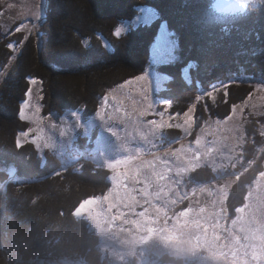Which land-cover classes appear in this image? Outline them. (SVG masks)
Wrapping results in <instances>:
<instances>
[{"label":"trees","instance_id":"obj_1","mask_svg":"<svg viewBox=\"0 0 264 264\" xmlns=\"http://www.w3.org/2000/svg\"><path fill=\"white\" fill-rule=\"evenodd\" d=\"M212 5L214 0H45L46 24L39 30L42 50L38 51L33 39L21 51L9 49V43L20 46V32L3 38L0 44V184L5 199L2 250L8 248L15 259L27 261L70 259L96 264L88 250L96 236L87 221L72 217V213L85 197L104 189L107 172L91 164L78 170L73 165L62 168L52 154L38 155L33 142L18 146L16 128L28 124L18 118L19 104L29 85L26 77L40 80L47 87V94L42 90L39 100L45 105L44 113L50 108L76 109L81 105L90 111L98 90L85 94L82 91L88 90L86 85L91 81L99 89L138 73L148 60L159 26L164 23L175 52L170 63L157 67L167 76L164 86L155 92L166 102L161 106L179 114L193 105L195 121L223 117L251 92L252 84L247 80L264 81V0H247L239 17ZM139 7L153 9L155 19L148 25L115 35L117 23L131 20ZM57 17L62 20L60 23L52 21ZM26 51L40 64L37 68L31 67L34 59L25 56ZM52 72L69 75L68 83L64 84L65 77L62 87L66 86L71 93L63 100L53 88L59 78L52 76ZM219 83L226 85L221 98L210 100L202 93ZM198 95L204 96V100H197ZM78 96H83V100L72 102ZM262 120L264 117L249 118L246 153L236 171L240 172L247 161L256 163L264 157V153L261 155L264 137L258 128ZM179 135L178 128L167 127L160 136L168 140ZM207 169L190 170L189 187L194 179L201 183L214 178ZM236 176L238 181L225 201L230 211L234 205L242 206L243 201L240 179L244 176L241 173ZM100 182L105 183L103 188ZM41 224L47 234L35 231ZM164 261L168 260L158 262Z\"/></svg>","mask_w":264,"mask_h":264},{"label":"rangeland","instance_id":"obj_2","mask_svg":"<svg viewBox=\"0 0 264 264\" xmlns=\"http://www.w3.org/2000/svg\"><path fill=\"white\" fill-rule=\"evenodd\" d=\"M44 2L45 0H0V44L3 43V38L13 36L15 29L24 25L20 31L21 44L18 46L15 43L13 50H23L31 39L38 51L42 50L41 34L37 33L46 24V21H43ZM246 2L247 0L243 3H240V0H214V5L220 9L229 8L230 5L231 9L237 10L235 16L239 17L241 10L246 7ZM222 5L226 7H221ZM141 9L150 11L144 12ZM38 14L41 16L39 20L36 19ZM153 19V9L139 7L131 20L120 21L116 29L123 28L125 31L121 33H125L130 28L148 25ZM53 20L58 23L62 21L58 17ZM51 36L49 34V39ZM160 44H167L173 49V58L174 42L164 23L159 26L150 47L148 60L138 73L99 89L90 81L86 85L88 90L82 91L91 94L92 91L98 90L90 111L81 105L76 109L50 108L52 110L44 113L45 105L39 100L41 91L44 90L47 94L48 89L38 80L31 86L32 94L28 97L30 102L26 106V111L35 114L36 119H24L28 124L16 128V142L18 146L33 142L38 155L52 154L61 163L62 168L73 165L78 170L91 164L92 167L107 172L106 186L102 182L104 189H97L96 192L100 191L97 195L95 193L85 197L72 213V217L87 221L88 228L96 236L94 245L88 248L89 256L96 264H162L165 261L158 262L162 260H168L165 264H264V157L256 163L249 160L251 163H243V172L236 171V166L242 164V156L246 153L244 147L248 142L246 134L249 118L264 117V81L247 80L252 84V89L235 104L240 110H234L233 105L230 112L223 117L200 118L196 121L193 119L192 125L182 119L188 108L179 113L180 119L168 120L169 116L176 114L161 106L166 102L155 95L157 90L154 83L150 99L157 112H165L164 119L168 122L163 126L152 124L151 120L160 119L154 113L136 123L118 119L119 114L113 111L112 102H109L107 109L101 107L105 95H110L122 82L145 71H155L165 78L161 88L164 86L167 76L159 72L157 67L170 63L172 58L168 62L155 65L154 68L150 64L153 48ZM1 52L0 48V55ZM24 55L29 59L33 57L32 68L40 65L31 52L26 51ZM41 71L44 74L42 69ZM55 74L52 72V76L59 78V81L53 84V88L60 93V99L68 97L71 90L66 86L62 87V83L65 77L64 84L68 83L69 75ZM149 81H153L151 75ZM223 85H213L215 90L212 86L204 89L202 93L207 95L212 91V96L207 95L210 100L221 98L226 92ZM28 88L29 85L25 92ZM45 94V97H49ZM116 96L123 108L129 112L141 99L135 95L124 96L119 93ZM203 98L204 96L200 100H204ZM82 100L83 96H78L72 102L78 103ZM98 107L104 112L103 122L109 125V128L105 129L106 139L102 149L94 148L92 143L99 134V129L86 132L83 125H75V120L70 115L71 112L77 111L81 113L82 121L94 119L100 124L103 122L94 115ZM37 108L40 109L39 112L36 111ZM13 116L15 117L14 112ZM184 125H187V130ZM167 127L178 128L180 135L174 139L162 138V130ZM258 128L264 137V120L260 121ZM182 148L185 151L181 152L180 163H176L174 157H164L166 154L179 152ZM153 153L170 159L173 163L164 175H153L150 181H145L132 169L122 170L118 167L130 157L137 159L146 154L145 159H151ZM262 153L264 150L261 155ZM201 167H207V170L214 174V178L199 184L191 183L189 187V171ZM240 173L244 176V179H240L241 186L243 185V201L242 206L234 205L233 209L231 208L234 211L232 213V210L226 209L225 201L230 189L238 181L236 175ZM113 177L122 179L118 184ZM245 179L249 182H244ZM102 183H99L100 188H103ZM4 201V189L0 184V264H86L70 259L27 261L23 258L15 259L8 248L6 251L2 250L1 246L5 244L1 236L5 220ZM194 220L197 221V232ZM41 227L42 224L37 226L35 231L47 234ZM195 233L199 235L196 236Z\"/></svg>","mask_w":264,"mask_h":264},{"label":"snow or ice","instance_id":"obj_3","mask_svg":"<svg viewBox=\"0 0 264 264\" xmlns=\"http://www.w3.org/2000/svg\"><path fill=\"white\" fill-rule=\"evenodd\" d=\"M40 6L38 5V8ZM235 11V9H232ZM141 11H150V9H141ZM37 20L41 19V16L38 14L36 17ZM24 25H21L15 29L16 32H20ZM125 31L123 28H117L115 31V35L119 36L121 32ZM39 35V33L37 34ZM27 37H25L26 39ZM9 49H14L15 44L9 43L8 45ZM173 49L169 47L167 44H160L158 46H154L152 51V56L150 60L151 66L154 68L155 65L159 63L168 62L172 58ZM149 75L152 76L153 81H149ZM26 79L29 82V88L25 92V99L21 102L19 112H18V118L21 119H27L29 121L36 119L35 114H29L26 111V106L29 104L28 97L32 94V85L37 83V80L32 77H26ZM165 78L161 77L159 74H157L155 71H152L149 73L148 71H145L141 75H137L134 78H131L129 80H126L122 82L116 89L113 90V92L110 95H105L103 98V102L101 107L104 109H107L109 107V102H112L114 104L113 111L118 113L117 116L118 119H121L122 121H132L139 123L143 119V117L149 115L150 113H154L155 115H158L160 117L159 120H151L152 124L155 126H163L165 122H168V120L172 119H180L179 114H176L175 116H169L168 120L164 119L165 112H157L156 108L154 107L150 95L153 91V83L155 90H160L162 86V81ZM226 87V85H225ZM213 90H215V86H213ZM119 93L124 96H138L140 97V101L138 104H135L133 107V110L129 112L127 109L123 108V105L119 100H117L116 94ZM227 94V93H226ZM208 96H212L213 92L209 91L207 93ZM251 96V94H250ZM202 97L198 96L197 100L201 99ZM170 106V105H169ZM234 110H240L239 106H233ZM193 108L189 107L187 111L183 113V122L187 121L189 125H192L193 123ZM37 112L40 111L39 108L36 109ZM71 117L75 120V125H83L86 132H91L92 130L99 129V134L95 137V140L92 141L94 148H103V145L105 143V129L109 128V125L107 122H103L105 120L104 112L100 110V107H98L97 111L95 112V117H98L100 121L103 123L97 124L96 120L94 119H88L87 121H82V115L81 113L77 111L71 112ZM189 117L191 118L189 120ZM43 119V118H40ZM63 119V118H62ZM37 123H39V120H37ZM180 126V125H178ZM185 130L188 129L187 125H184ZM185 149H181L179 152H172L171 154H166L164 157H174L176 163H180L182 161L181 152H184ZM146 155V154H145ZM145 155H141L137 159H132V157L129 158V160L122 161L118 167H120L122 170L124 168H129L135 171L138 175L142 176V178L145 181H150L152 176H162L165 174L166 170L172 166L173 161L167 158H162L161 155L153 153L151 155V159H145ZM113 179L117 180V183L119 184L122 177H113Z\"/></svg>","mask_w":264,"mask_h":264},{"label":"flooded vegetation","instance_id":"obj_4","mask_svg":"<svg viewBox=\"0 0 264 264\" xmlns=\"http://www.w3.org/2000/svg\"><path fill=\"white\" fill-rule=\"evenodd\" d=\"M123 178H125V176H123ZM195 181H194V183L196 184H199L200 182H198V181H196L197 179H194ZM194 189V188H193Z\"/></svg>","mask_w":264,"mask_h":264},{"label":"clouds","instance_id":"obj_5","mask_svg":"<svg viewBox=\"0 0 264 264\" xmlns=\"http://www.w3.org/2000/svg\"><path fill=\"white\" fill-rule=\"evenodd\" d=\"M244 2V0H240V3H243ZM212 7H214V5H212Z\"/></svg>","mask_w":264,"mask_h":264}]
</instances>
